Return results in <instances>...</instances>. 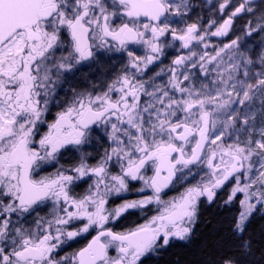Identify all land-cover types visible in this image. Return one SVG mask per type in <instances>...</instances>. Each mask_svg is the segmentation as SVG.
Instances as JSON below:
<instances>
[{"label": "snow or ice", "instance_id": "snow-or-ice-1", "mask_svg": "<svg viewBox=\"0 0 264 264\" xmlns=\"http://www.w3.org/2000/svg\"><path fill=\"white\" fill-rule=\"evenodd\" d=\"M194 7L191 0H0V264H145L174 241L190 243L201 198L211 203L227 183L225 204L243 198L228 225L232 243L215 264H257L245 233L256 212L264 216V0H221L219 20L207 25L188 22ZM241 16L250 17L242 35L212 43ZM177 45L170 63L143 79ZM97 50L126 62L100 90L73 89L48 121L64 74L94 61ZM162 74L168 79L155 83ZM93 132L109 142L94 164L81 153L75 164L40 174L63 151L90 144ZM85 178L86 190L75 193ZM132 182L140 198L110 208ZM178 182L186 186L165 198ZM49 203L47 216H32ZM150 207L143 223L109 226ZM91 230L84 247L58 256Z\"/></svg>", "mask_w": 264, "mask_h": 264}, {"label": "flooded vegetation", "instance_id": "flooded-vegetation-1", "mask_svg": "<svg viewBox=\"0 0 264 264\" xmlns=\"http://www.w3.org/2000/svg\"><path fill=\"white\" fill-rule=\"evenodd\" d=\"M220 2L221 0H191V3L195 7L193 8V11L191 12L190 16L186 19L188 20V22H193L199 17L202 19L205 25H207L210 19L219 20L221 16L218 11V6ZM235 2L236 0H233V3ZM227 11L231 12L232 9L229 8L227 9ZM257 15H259V13H257ZM249 19L250 17L248 16H241L237 18L235 21V28L233 32L230 33L228 37H213L212 43L215 45L222 46L223 43H228L229 40L235 38L236 35H242L241 30ZM256 38L257 36H254V39ZM178 47L179 46L177 45L176 48L168 49L166 56L162 58V63L157 62L156 64L149 66V68L145 71L143 75V79L147 80L149 77H152L156 72L160 71L161 67L167 66L170 61L175 57V55H177ZM209 51H211V48H209ZM137 54L143 55V51L139 50ZM122 61L126 62V58H124L120 53H108L102 50H97V55L94 61L84 62L80 65H77L76 68L73 69L71 72L65 73L64 77L57 85L56 94L54 96V102L49 106L50 111L47 113L46 119L48 121L54 119L55 113L60 108L58 102L64 100L66 97H70L72 95L73 89L76 91H86L92 90V87L96 86V89L100 90L101 85L106 82H109L120 71L123 66ZM167 79V74H162L161 77L156 78L155 83L160 84L165 82ZM39 127L41 132L46 131V125L41 124ZM97 135H100V139H96ZM92 136L93 138L90 144L84 145L79 152L75 149L63 151L62 155L58 158V163L53 162L50 165H46L40 174L45 175L48 172H54L56 168L60 166L68 167L69 165L75 164L76 162H78L81 153L89 154L88 161L90 164H94L96 160L99 159L101 155H103L105 148L109 146V142L107 141L106 137L103 136L101 133L93 132ZM115 170L116 169L113 168V171ZM196 178L198 179V177ZM90 182L91 181L87 178H85V180L83 181H78L74 186V192L78 194L83 193L86 190L88 183ZM227 185L228 183L221 189H224ZM183 186H186V184H184ZM183 186L181 185V183L178 182L173 188L165 190V198L178 194L180 191L183 190ZM139 187V182H132L130 184L131 190L128 193L122 194L121 196L111 197L108 206L110 208L115 207L116 205L122 203L124 199L140 198L141 194L135 191V189ZM145 194L148 193L146 192ZM151 208L152 207H150L149 209ZM50 209L51 204L49 203L38 208L36 212L32 214V216L34 217L37 213L40 216H47L50 212ZM152 211L154 212L153 208ZM144 215H146V213H144ZM142 217L143 215L141 216L140 213L138 214L134 211H130L129 213L124 214L119 220L111 223L109 226L117 231L124 230L127 228L134 227L137 224L143 223L144 219ZM31 219L32 217H29V220ZM92 235H95L94 230H91L89 233H85L75 238L74 240L68 241L65 245L62 246L61 249L58 250V256H63L72 253L74 251L79 250L81 247H84L91 239Z\"/></svg>", "mask_w": 264, "mask_h": 264}, {"label": "trees", "instance_id": "trees-1", "mask_svg": "<svg viewBox=\"0 0 264 264\" xmlns=\"http://www.w3.org/2000/svg\"><path fill=\"white\" fill-rule=\"evenodd\" d=\"M230 189L219 192L211 203L201 202L190 243L174 241L145 264H215L232 243L228 225L240 210L239 199L225 204ZM245 237L253 240L254 255L249 259L264 264V216L256 212Z\"/></svg>", "mask_w": 264, "mask_h": 264}, {"label": "rangeland", "instance_id": "rangeland-1", "mask_svg": "<svg viewBox=\"0 0 264 264\" xmlns=\"http://www.w3.org/2000/svg\"><path fill=\"white\" fill-rule=\"evenodd\" d=\"M253 41H258L259 40V37H257L256 39H254V37H252L251 38ZM200 174H203V171H201V173ZM198 179H199V177H198ZM233 185H232V183H228V185L224 188V189H226L227 187H228V189H231V187H232ZM224 189H220V190H217V193H216V195L219 193V192H222ZM216 197V196H215ZM236 198H238L239 200L240 199H242L243 197H242V195H240V194H238L237 195V197ZM134 199H137V198H134ZM203 200H205V201H203ZM201 202H207V200L205 199V198H201V201H200V203ZM199 203V204H200ZM134 212H136V213H140V215L142 216L143 215V219L145 220L147 217H150L151 215H153L154 214V212L152 211V208L151 209H148L145 213H146V215H144V213L142 214L141 212H139L138 210L137 211H134ZM259 212V211H258ZM260 213V212H259ZM141 218V219H142ZM140 219V220H141ZM197 219H198V217H197ZM144 222V221H143ZM152 258H150V259H148V260H151ZM148 260H146L145 262H147Z\"/></svg>", "mask_w": 264, "mask_h": 264}]
</instances>
